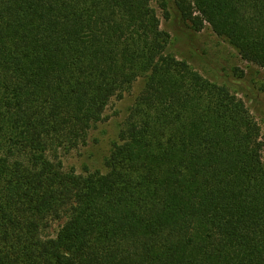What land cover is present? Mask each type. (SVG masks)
<instances>
[{
    "label": "trees",
    "instance_id": "16d2710c",
    "mask_svg": "<svg viewBox=\"0 0 264 264\" xmlns=\"http://www.w3.org/2000/svg\"><path fill=\"white\" fill-rule=\"evenodd\" d=\"M173 1L264 67V0ZM169 43L151 0H0V264H264L262 127ZM140 78L106 171L66 166Z\"/></svg>",
    "mask_w": 264,
    "mask_h": 264
},
{
    "label": "rangeland",
    "instance_id": "374dc122",
    "mask_svg": "<svg viewBox=\"0 0 264 264\" xmlns=\"http://www.w3.org/2000/svg\"><path fill=\"white\" fill-rule=\"evenodd\" d=\"M151 3L158 13L161 28L170 34L168 51L187 61L206 79L242 98L260 123L264 140V67L244 60L237 48L217 35L208 23L196 30L182 17L173 0H151ZM165 3L168 14L163 8ZM143 86L144 79L140 78L123 96L111 99L104 119L94 124L86 142L68 155L66 166L78 172L106 171V159L119 140L124 121Z\"/></svg>",
    "mask_w": 264,
    "mask_h": 264
}]
</instances>
